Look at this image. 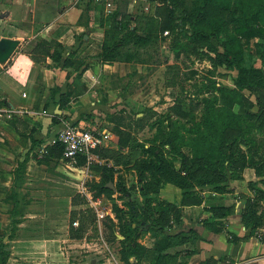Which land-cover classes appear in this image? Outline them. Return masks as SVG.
I'll return each instance as SVG.
<instances>
[{
    "label": "rangeland",
    "instance_id": "obj_1",
    "mask_svg": "<svg viewBox=\"0 0 264 264\" xmlns=\"http://www.w3.org/2000/svg\"><path fill=\"white\" fill-rule=\"evenodd\" d=\"M93 6L98 12L95 23L101 26L96 29L104 34L105 27L101 23L105 20L107 24L108 13L101 5L95 4V1ZM155 9L154 3L135 2L128 9L132 20L126 19V22L129 25L142 24L145 19L153 17ZM173 9L177 14H183L182 7L173 5ZM224 14L226 19H229L230 12L226 11ZM237 14L239 15L238 11ZM133 17H137V20L134 21ZM230 32L228 28L222 36L213 37L209 44H194L186 36H180L179 41L184 47L180 57H176L170 48L175 34H158L154 45L149 48L147 54L145 53L147 63L119 62L122 63L119 71L125 72L124 76L120 77V72L105 76L101 89L96 88V91H99V94H96L100 99L99 104L102 105L86 113L90 125H81L84 130L100 132L106 148L103 162L93 165L86 174L85 181L92 196L91 200L77 192V184L84 174H68L61 163L56 162L61 166L58 185L53 189L44 186L41 193L44 198L29 207L26 203L24 206L8 208L11 220L6 231L0 234V243H4L3 248L6 251V261L3 264H126L122 255L128 251L130 242L123 243L122 240L130 226L138 228L139 241L146 247L145 251L140 250L138 258L130 257V264H151L154 252L162 247L165 257L159 264H218L216 259L200 261L195 256L198 252V242L204 241V234L208 233L201 234L199 230L211 231L203 225L205 220L213 219L212 212L207 208L212 204L233 205L236 212V201L239 200L241 206L238 213L243 216L247 201L255 196L252 183L259 184L260 179L253 180V175H248V169L253 168L248 167L244 170V173L247 172L248 182H241L246 179L243 173L242 179L229 181V190L224 194H216L208 188L199 187L197 189L202 202L183 206L180 223L175 214H170L169 220L165 221L164 233L150 229L144 231V228L150 227L155 205L168 202L180 204L182 200L180 188L168 181L163 182L158 193H148L145 196L144 184L153 178L149 171L143 174L144 178L140 175L143 162L152 158V155L145 153L144 145H160L166 158L173 160L177 168L181 167V163L169 144H161L156 127L147 125L140 129L133 123V118L148 113V118L151 117L149 122L152 123L159 116L147 112L148 109H153L158 114H166L169 107L178 101L185 109H194L203 97L220 95L211 86L212 82L234 87L238 72L218 64L217 56L224 54V45ZM237 37L240 40L239 45L244 49L246 64L253 62L263 69L264 40L254 37L246 43L245 38ZM235 40L237 42V39ZM196 45L203 47L202 53L194 49ZM243 93L246 98L241 104L237 103L234 110L240 114L250 110L254 114L251 120L258 126L264 117V89H245ZM93 100L96 101V97ZM222 102V99L218 101V107H222ZM204 107L205 104L200 102V107L195 112L198 121L202 120ZM117 116L121 117V125L130 128L127 130L131 132V144L128 146L120 147L118 144L115 123L112 120ZM91 118H94L93 122ZM182 123L187 127L194 125L192 119L186 122L181 120L180 125ZM254 132L258 138H263V134L257 133L255 129ZM186 137V145L182 144V150L191 155V138L194 135L186 132ZM135 144L141 146L133 149ZM241 145L243 149L248 150L246 145ZM110 177H113L116 189L111 193H99L100 185ZM122 188L124 190H118ZM250 193L254 196H250ZM243 204L246 206L242 208ZM257 209L258 215L264 219V200L259 202ZM226 221L225 217L216 222L220 223L218 227L222 232L228 234ZM190 229H194L196 234H190ZM258 230L251 232L252 236L247 240L258 236ZM113 233L118 239L113 238ZM164 235L170 236L171 239H163Z\"/></svg>",
    "mask_w": 264,
    "mask_h": 264
},
{
    "label": "trees",
    "instance_id": "obj_2",
    "mask_svg": "<svg viewBox=\"0 0 264 264\" xmlns=\"http://www.w3.org/2000/svg\"><path fill=\"white\" fill-rule=\"evenodd\" d=\"M173 5L182 7L183 14H177ZM128 9L129 1H121L115 11L107 15V24H105V20L101 23L105 30L102 50L97 57L103 64L147 63L146 54L149 48L156 42L158 34H163L164 31L175 34L170 48L176 57H180L184 50L179 41L180 36H186L194 44L201 42L209 44L213 37L222 36L230 28L231 32L227 34L228 40L224 45L225 52L223 55H217L219 57L218 64L238 72L234 87L221 86L212 82L211 86L220 95L203 97L194 109H185L178 101L169 107L166 114H158L153 109H148L147 112L159 116L152 123L149 122L151 117L148 118V113H144L142 117L133 118V123L140 129L147 125L156 127L161 144L163 146L169 144L173 154L180 158L181 167L177 168L173 160L166 158L160 145L153 144L150 147L144 145L145 153L152 155V158L143 162L140 175L144 178L143 174L149 171L153 178L144 184L145 196L148 193H158L164 181L175 184L182 193L180 204L168 202L155 205L153 210L155 214L150 227L143 229L144 231L150 229L164 233L165 221L169 220L170 214H175L178 223H180L183 217V206L202 202V197L197 189L199 187L208 188L216 194H224L229 190V181L242 179L244 170L248 167L255 170L256 176L260 178L259 183L264 185V136L258 138L254 132L255 129L257 133L264 135V117L256 126L251 120L254 114L250 110H246L243 114L234 110V106L237 103L241 104L246 98L243 93L245 89L254 90L256 87L264 89V68L257 67L253 62L250 65L246 64L244 49L239 45L240 40L237 37L242 36L246 43H249L254 37L264 40V0H163L159 5H156L153 17L145 19L139 25L127 24L126 19L132 20ZM226 11L230 12L229 19H226L224 14ZM133 20L136 21L137 17H133ZM42 44L49 45L48 42ZM202 48L194 46V49L201 53L203 52ZM262 54L264 55V50ZM70 65V60L65 59L64 66L69 67ZM220 99L223 100L222 107H218ZM200 102L205 104V107L202 120L198 121L195 112L200 107ZM173 116L178 118L174 119ZM120 118L117 116L112 119L115 123L114 129L118 136V144L120 147L128 146L131 144V132L127 131L130 128L121 125ZM189 119L193 120V126L187 127L185 123L180 125L181 120L186 122ZM74 124L78 125L79 121ZM186 132L194 135L191 138V155L182 150V144L186 145ZM241 144L246 145L248 150L243 149ZM140 146L141 144H135L132 147L135 149ZM48 149L49 153L44 157L59 162L63 156V146L57 144ZM105 150L106 148H103L100 151L102 158ZM82 163L83 161L80 162V164ZM113 180V177H110L102 183L99 193L113 192L106 186ZM252 189L255 196L247 201L243 215V222L250 232L246 236L240 237L228 231V234L231 235L230 242L247 240L252 236L251 232L264 224V219L258 215L257 209L259 202L264 200V187L258 183H252ZM207 210L212 212L213 219L205 220L204 227L215 233H220L223 230L218 227L220 223L216 221L233 214L234 206L212 204ZM190 230V234H196L194 229ZM139 237L140 231L133 226H130L124 235L122 242H130L128 251L122 255L126 264H130V257L138 258L140 250H146V247L140 243ZM113 238L118 239V236L113 233ZM163 239L168 241L171 237L164 235ZM3 245V242L0 243V264L6 261V251ZM162 249L163 247L154 252L151 264H159L163 260L165 253Z\"/></svg>",
    "mask_w": 264,
    "mask_h": 264
},
{
    "label": "crops",
    "instance_id": "obj_3",
    "mask_svg": "<svg viewBox=\"0 0 264 264\" xmlns=\"http://www.w3.org/2000/svg\"><path fill=\"white\" fill-rule=\"evenodd\" d=\"M93 5V0H0V39L19 41L0 69V234L11 220L8 208L29 207L44 198V186L53 189L60 183L61 166L44 157L42 147L66 124L90 125L86 113L102 105L96 90L105 76L121 70L122 63L103 64L97 57L103 34L96 29L101 26ZM248 170L253 180L260 179ZM246 173L242 183L248 182ZM240 206L237 200V211L226 224L243 237L250 231ZM257 229L258 236L240 242H230L226 232L199 230L208 233L195 256L218 264H264V224Z\"/></svg>",
    "mask_w": 264,
    "mask_h": 264
},
{
    "label": "built area",
    "instance_id": "obj_4",
    "mask_svg": "<svg viewBox=\"0 0 264 264\" xmlns=\"http://www.w3.org/2000/svg\"><path fill=\"white\" fill-rule=\"evenodd\" d=\"M95 3L101 5L105 12L108 14L115 11L118 5L123 0H94ZM129 7L135 2L141 1L145 3H154L159 5L163 0H128ZM170 1V0H168ZM165 35L169 34V31H164ZM2 64H0V69ZM60 144L63 146V156L59 159L64 170L71 173H83L84 177L79 179L77 184V192L87 196L90 200L92 198L86 186V174L90 171L91 167L96 163H102L103 158L101 156V149L105 147L104 137L100 132L92 130H84L81 126L74 124H66V126L58 131L49 141L47 145H44L41 150V154L47 155L49 153V147ZM83 161L82 164L80 162ZM77 224V223H75Z\"/></svg>",
    "mask_w": 264,
    "mask_h": 264
},
{
    "label": "water",
    "instance_id": "obj_5",
    "mask_svg": "<svg viewBox=\"0 0 264 264\" xmlns=\"http://www.w3.org/2000/svg\"><path fill=\"white\" fill-rule=\"evenodd\" d=\"M18 44L19 41L16 39H11V38L0 39V64L4 65L7 63V61L15 51ZM106 186L112 190L116 189L113 182H109Z\"/></svg>",
    "mask_w": 264,
    "mask_h": 264
}]
</instances>
